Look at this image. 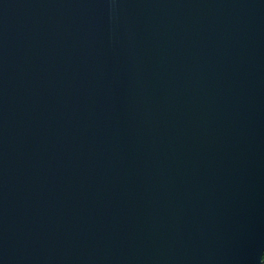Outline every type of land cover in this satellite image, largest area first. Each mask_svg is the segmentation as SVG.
<instances>
[{
  "label": "water",
  "instance_id": "water-1",
  "mask_svg": "<svg viewBox=\"0 0 264 264\" xmlns=\"http://www.w3.org/2000/svg\"><path fill=\"white\" fill-rule=\"evenodd\" d=\"M264 0H0V264H263Z\"/></svg>",
  "mask_w": 264,
  "mask_h": 264
},
{
  "label": "trees",
  "instance_id": "trees-1",
  "mask_svg": "<svg viewBox=\"0 0 264 264\" xmlns=\"http://www.w3.org/2000/svg\"><path fill=\"white\" fill-rule=\"evenodd\" d=\"M262 261H263V264H264V254H263V257H262Z\"/></svg>",
  "mask_w": 264,
  "mask_h": 264
}]
</instances>
